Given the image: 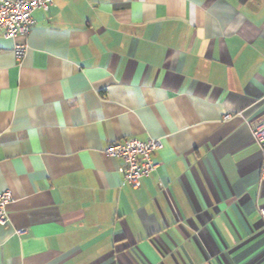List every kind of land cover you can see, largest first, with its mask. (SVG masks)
I'll list each match as a JSON object with an SVG mask.
<instances>
[{"label":"crops","instance_id":"1","mask_svg":"<svg viewBox=\"0 0 264 264\" xmlns=\"http://www.w3.org/2000/svg\"><path fill=\"white\" fill-rule=\"evenodd\" d=\"M54 4L0 35V264H264V0ZM123 138L163 144L137 190Z\"/></svg>","mask_w":264,"mask_h":264},{"label":"built area","instance_id":"2","mask_svg":"<svg viewBox=\"0 0 264 264\" xmlns=\"http://www.w3.org/2000/svg\"><path fill=\"white\" fill-rule=\"evenodd\" d=\"M54 5V0H0V35L4 39H26L34 25L33 12L37 9L48 12ZM26 52V43L14 44L13 53L17 61H21ZM251 135L262 155L261 179H264V119L251 128ZM162 148L160 139L140 141L135 138H123L112 141L101 152L105 157L122 163L124 182L131 189L137 190L142 180L148 178L155 170L153 155ZM12 201L9 190H0V227L8 224L7 207ZM258 213L264 224V208L259 207Z\"/></svg>","mask_w":264,"mask_h":264}]
</instances>
